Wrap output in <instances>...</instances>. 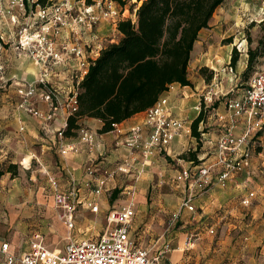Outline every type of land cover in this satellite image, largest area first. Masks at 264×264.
<instances>
[{
  "label": "built area",
  "instance_id": "obj_1",
  "mask_svg": "<svg viewBox=\"0 0 264 264\" xmlns=\"http://www.w3.org/2000/svg\"><path fill=\"white\" fill-rule=\"evenodd\" d=\"M35 1L0 0V49L3 44L10 45L18 55L26 56L38 67L35 79L16 83L17 106L37 117L45 130L59 108L63 112V121L55 132L62 140L65 138L67 116L77 110L78 84L86 74L90 61L95 58L92 52L96 47L92 43L100 45L97 22L104 20L116 24L128 15L123 8L125 5L121 6L117 0H91V4H86L85 0H75L73 4L54 0L45 7ZM7 29L11 34L5 33ZM85 35L89 38L86 39ZM69 61L75 62L70 74L72 83L61 103L53 88V77L57 76L56 67L67 66ZM232 70L229 65L228 72ZM6 83L5 65L0 62V87ZM215 93L211 89L203 95L196 107L198 112L211 107ZM38 100L47 105V110L36 107ZM224 105L225 113L217 117L222 122V129L214 143L211 160L198 158L199 162L190 161L179 171L178 178L183 180L184 193L178 209L169 218L171 224L180 218L184 209L195 212L196 200L209 194L214 181L225 186L238 173L246 172L248 177L253 175V150L264 148V67L253 73L239 96L226 99ZM145 125L149 130L145 138L135 134L125 142L130 155L135 150L141 152L142 165L153 149L165 150L174 138L186 131L185 120L172 114L168 100L163 96L146 110ZM78 133L80 143L93 146L95 137L91 131L81 128ZM77 151L76 143L59 146L62 155ZM131 161L124 159L118 166L119 171L129 172ZM86 171L94 179L95 193L101 192L106 179L112 175L107 171L97 173L98 169L92 164L86 167ZM48 180L55 190L58 216L68 228H72L76 209L74 181H71V190L64 192L58 188L55 177L50 176ZM125 193L134 194V191L127 188ZM256 196L254 188L246 189L240 198L241 205L250 206ZM97 209L96 203L91 206L92 211ZM134 215L132 202L110 208L107 225L101 234L95 238L69 240L61 253L49 250L39 234H34L30 248L20 254L6 252L8 244L5 242L1 245L4 264H173L166 257L169 243L151 252L130 238ZM210 232L213 233V230L210 229ZM192 241V235L188 236L187 247Z\"/></svg>",
  "mask_w": 264,
  "mask_h": 264
},
{
  "label": "crops",
  "instance_id": "obj_2",
  "mask_svg": "<svg viewBox=\"0 0 264 264\" xmlns=\"http://www.w3.org/2000/svg\"><path fill=\"white\" fill-rule=\"evenodd\" d=\"M250 1L252 2V0ZM225 2L227 4L238 2V6L240 7L241 11L246 9L249 4V1L247 0H225ZM223 6L220 5L216 8L209 21V26L199 31L198 39L195 41L193 49L191 51L188 70L190 66L192 68L196 67L197 69H200L202 67L205 68V66L208 65V62L206 61H208L209 57L212 56L211 45H208L209 48L204 47V49L202 50L200 45L203 44L208 31L212 30L211 27L216 25L219 21L217 14L222 11ZM260 13L262 14L260 18H242L239 16H235L234 18L232 17L230 25H232L234 22L235 28H230L231 32L227 36H233L236 31L240 33L239 29L240 27H243L250 31L252 37L254 35L253 40H255L256 42L260 36V34L258 35L259 22L264 18V4L263 7L260 8ZM250 24L253 25L249 28ZM10 32L11 31H9V29L5 31L6 34H11ZM97 34L99 36L98 41L100 45L96 42L92 43V46L94 48L96 47V50L94 49L92 52L93 57H96L99 54L101 48L113 41L117 42L121 37V34L116 28V24L110 25V23L104 20H101L99 25H97ZM112 35H114L116 39L109 40L108 38ZM85 38L87 39L89 38V36L85 35ZM241 44H243V41L241 42ZM231 50L232 45L227 50V55L226 58L224 57V60H229ZM240 56H243V58H240L239 63L240 65H242V67H245L247 63V54H240ZM0 62L4 63L5 65V76L7 79L6 85L4 87H0V161L4 162L3 159L8 157L6 156L8 154L9 156H14L17 158V162L11 160V163H18L16 175H11L9 171H6L0 177V264L5 263V256L1 252V245L3 243L6 242L8 244L6 252L20 254L30 248V242L34 234H39L43 238V241L47 248L52 252L61 253L63 251L65 245H63L62 247H58V245H55V243H53V246L51 247L47 244L43 234L41 233L45 232L48 229L49 231H52L53 228H55V225H57V222H55V220L52 227H43L41 225L39 226L38 223L33 222L26 224L25 222L18 220L19 216L21 217L25 213H32L35 209H44V215L48 214L50 209L56 216H58V212L55 208L54 202L55 190L48 180V177L50 176L57 179L58 188L64 192L71 190V181H74L76 187L75 190H73L76 198L75 212L79 211V208H88L91 210V206L95 203L98 205V209L97 211H91L94 213L98 212L100 205L102 207L105 206V198L103 196H99V194H106L105 191L107 192L109 190V183L115 181H132L133 177L136 176L138 170H140V173L135 180L136 182H139L138 190L136 193L137 201H142L143 194H145L144 190L146 188L150 187L154 190L155 188L160 187V185H162L163 183L165 185H170V183L172 182L176 187L180 189L182 194L178 202L179 206L184 193L182 191L183 180L178 178L179 170H177L176 173L172 176L166 174L164 171L156 172L158 171L156 167V160L158 159L161 152H165L168 155H170L172 151L175 152L177 148L181 147V140L183 138H190L191 136L189 125L192 119L198 113L196 107L200 102V98L195 97V95H197V93H194V89L196 88V86L194 84L193 78L189 77V74L188 78L191 82V85L183 86L179 83H172L168 87V89L161 94V96L167 98L168 106L172 114L185 120L186 131L183 132L180 136L174 138L165 150L153 149L151 154L147 156L145 163L142 165L143 156L141 152L139 150H135L133 154L130 155L129 149L125 146V142L135 134H140L144 138L147 135L149 130L145 125L146 110L128 117L127 119L118 123L114 130L104 133L98 132L99 128L102 125V122L99 119H81L79 122L83 125L82 128H85L94 134L95 142L93 146L80 143L79 133L76 136L65 137L64 139L60 140L59 138H57L55 131L62 124V113L57 112L54 115L55 118L49 122L48 128L45 130L37 117L31 115L25 110L20 109L17 106L18 96L15 93L16 83L29 82L35 79L38 76V67L29 58L22 54L18 55L13 47L6 44H3L2 48L0 49ZM216 74L217 71H215V75ZM196 80L197 82L200 81V79ZM36 107L43 110H46L48 108L44 102L39 100L36 102ZM212 109L216 111L215 114L218 116L222 114V112H225V105H223V111H218L219 113H217V107H213ZM191 111H194V115L189 119L187 118V116ZM216 123L218 127H222V122L219 121L218 118H216ZM219 131L221 130L219 129ZM216 139L217 136L215 137V140H208V142L210 144H214ZM213 140L214 142H212ZM69 143L78 144V151L67 152L64 155L60 154L59 146H65ZM112 144L115 145V151H112L110 155H106V152L110 151V148L112 149ZM55 151H57L59 155L64 158L65 162H63L61 159H58L59 164L57 163V160L53 156V152ZM176 154H179V152H177ZM27 157L28 161L24 162V159ZM124 159H128L129 161L133 159V161L130 162V173L128 174L121 172L118 169V166L122 164V161ZM32 161L36 163L35 166H32ZM6 162H8L7 164H9L10 161H5V164ZM109 162H113L114 165L113 169H109L110 172H112V176H109L106 179L105 185L101 192L95 193L93 182L94 179L87 173L86 167L92 164L99 169H104V165H107ZM189 162L190 161H187V165H189ZM59 165L62 172L58 171ZM187 165H183L182 167H186ZM261 166L264 167V163H262ZM61 173H64L65 177H63ZM239 175H241L240 178H238ZM253 175H251V177H248L246 172H242L237 174L229 182H233L235 187L238 189H246V187L247 189L253 188L249 187V185L253 183ZM170 178L172 179L170 180ZM44 194H49L48 198H50L51 205L49 204L45 206L46 199L44 197ZM242 195L243 194H240V198ZM204 198H206L205 201L200 198L195 202L196 211L198 210V212H200L199 218L203 216L206 209L210 210L214 206H216V196H214L213 194H207ZM97 199L99 202L96 201ZM30 203H32V206L30 205ZM239 205L245 207L241 205V203ZM112 207H106L105 227L107 225L108 211ZM184 212L188 214V217L190 214H194V212L191 213L185 209L183 210V213ZM192 217L193 221H195V217ZM57 220L59 223H62L64 225V228L68 232L70 231L71 228H68L59 217ZM180 220L182 221V215ZM214 226V224L208 225L207 230L209 233H211L210 229H212L214 233ZM250 228L252 229L253 227H248L247 229ZM148 229V226L141 227L140 232L142 234L146 233L149 231ZM133 232L134 228L132 229L131 227L129 233L130 238L133 239L136 244L144 246L140 242V236L137 237L136 233ZM139 234L140 233L138 232V235ZM192 234V232L185 234L183 241L185 246L183 249H181V252L180 250L173 251L171 253V256V251L166 252V257L171 260L173 264H178L177 262H179V260L181 259L182 252L185 249L189 250L194 248V242L190 247H187L186 245L188 236ZM66 238L68 239V241L72 240L70 238V235L66 236ZM169 241L170 240L164 239L162 244L169 243ZM154 251L155 250H151V252ZM247 263H251V261H247ZM255 263L264 264V247L263 251H261L260 255L257 257Z\"/></svg>",
  "mask_w": 264,
  "mask_h": 264
},
{
  "label": "rangeland",
  "instance_id": "obj_3",
  "mask_svg": "<svg viewBox=\"0 0 264 264\" xmlns=\"http://www.w3.org/2000/svg\"><path fill=\"white\" fill-rule=\"evenodd\" d=\"M56 1H69L73 4L75 0ZM141 1L142 0H125L126 3L123 8L126 11V15L130 16L133 20L136 19L135 11ZM247 1H249V4L247 8L242 11L238 6V2L227 4L224 1L221 4L224 6L222 11L217 14L219 21L216 25L211 27L212 30L208 31L203 44L200 45L201 50L204 49V47L209 48L208 45H211L212 48V56L206 61L208 62V65L205 66L206 70L202 73L200 69L196 67L192 68L191 66L188 70L189 77L193 78L196 86L194 93H197V95H195V97L202 100L203 95L211 89L216 92L213 95L211 107L206 110L201 109L205 116L203 121L199 124V130L204 134L201 135V139L199 140L192 135L190 138H183L181 140V147L175 150V152H179V154L173 151L170 155L161 152L156 160L157 163L155 162L158 169L156 172L164 171L166 174L172 176L177 170L180 171L183 165H187V161H189V157L192 154L198 155V158L202 157V161L211 160L214 144H210L208 140H215V137H218L221 132L219 129H222V127L216 125V118L218 116L215 114L216 111L212 108L217 107V113H219L218 111H223L225 100L230 97L239 96L246 88L253 73L264 67L263 55L254 64L252 71L248 75H244L246 66L242 67V65H240V58H243L240 54H247L248 47H255L257 41L255 42V40H253L254 35L252 37L250 31L243 27H240V33L236 31L233 36H227L231 32L230 28H235L234 22L230 25L232 17L260 18V16H262L260 8L263 7L264 0ZM121 10L123 11V9ZM99 23L100 21H98L96 25H99ZM110 25H112V23H110ZM250 27L251 26H249V28ZM258 28L259 35L261 34V30L260 27ZM108 39L113 40L116 39V37L112 35ZM229 40H231V42H229ZM242 41L243 44H241ZM231 45L239 55L235 68H233L232 72H228L230 58L227 61V59L224 60V57L226 58L227 50ZM73 66H75V62L69 61L67 66L59 65L55 69L57 76L53 77L55 83L53 88L58 95V101L61 103L64 102L67 92L71 88L70 83H72V81L70 74ZM215 71H217L216 75ZM210 73L212 77L207 80L206 77L209 76ZM196 79H200V81L197 82ZM57 110L56 113L60 112L63 114L59 108ZM198 114L199 112L197 115ZM193 115L194 111H191L187 118L190 119ZM214 140L212 142H214ZM114 144H112L113 150L110 148V151L106 152V155H110L112 151H115ZM253 151L252 166L254 175L253 183L249 185V187H253L256 190L257 196L248 207L239 205L240 194H243L247 187L246 189H238L233 182H228L225 186H220L214 181L209 194H213L217 197V201L215 202L216 206L210 210L206 209L201 218H199L200 212H198V210L195 211L194 214H190L189 217L186 212L183 213L182 211L180 213L182 215V221L180 220V215V218L174 224H171L169 218L171 214L178 209V202L182 195L180 189L172 182L170 185H165L163 183L154 190L148 187L144 190L145 194H143L142 201H137L136 193L139 182L135 180L137 179L136 176L138 177L140 173V170H138L132 181H115L109 183V190L107 192L105 191L106 194H99V196L105 198V206L102 207L100 205L98 212L94 213L88 208H79V211L75 212L73 226L69 232L64 228L62 223L58 222L57 219L59 216H56L50 209L49 213L46 215H44V209H35L32 213H25L21 217L19 216L18 220L26 224L30 222L38 223L39 226L41 225L43 227H52L55 220L57 225H55L52 231H49L47 228L48 230L41 233L49 246L52 247L53 243H55L58 247H62L68 241L66 238L68 235H70L72 240L95 238L102 233L105 227L106 207H119L128 202H132L136 215H134L135 217H133L131 221V227L132 229L134 228L133 233H136L137 237L140 236V242L144 245L143 247L150 250H158L163 247L162 242L164 239L170 240L168 251H171V256L173 251L180 250L181 252V249L185 246L183 242L185 234L192 232V242L195 244L194 248L189 250L185 249L182 252L181 259L177 262L178 264H256L257 257L260 255L261 251H263L264 247V167L261 166V164L264 163V148L261 149L256 147ZM6 156L9 158L6 157L3 159L4 162L10 161L9 163H11V160L17 162L16 157L9 156L8 154ZM53 156L58 164V159L65 162L64 158H62L57 151L53 152ZM27 161L28 157L24 159V162ZM7 163L8 162H6V164ZM16 164L18 169V163ZM35 165L36 163L32 161V166ZM104 167V169L96 167L98 169L97 173H102L103 171L109 173V169L114 168L113 162H109L107 165H104ZM58 171L62 172L60 165ZM128 173L130 172H127V174ZM61 175L65 177L64 173H61ZM240 176L241 175H239L238 178H240ZM171 179L172 178H170V180ZM127 188L133 189L134 194H126ZM113 190H116V197L111 199ZM48 195L49 194H44L46 199L45 206L51 205ZM204 197H202L203 201L206 199ZM96 201H98V199ZM30 205L32 206V203H30ZM192 216L195 217V221H193ZM209 224L215 225L214 233L208 232L207 228ZM145 226L149 227V231L142 234L140 232L141 227ZM248 227L253 228L247 229ZM138 232L140 233L139 235ZM247 261H251V263H247Z\"/></svg>",
  "mask_w": 264,
  "mask_h": 264
},
{
  "label": "trees",
  "instance_id": "obj_4",
  "mask_svg": "<svg viewBox=\"0 0 264 264\" xmlns=\"http://www.w3.org/2000/svg\"><path fill=\"white\" fill-rule=\"evenodd\" d=\"M54 0H36L45 7ZM121 6L125 0H117ZM225 0H142L130 16L119 19L116 28L121 34L117 42L101 48L90 61L88 70L78 84L77 110L67 116L64 136H76L83 118L102 122L99 133L109 132L114 125L152 107L172 83L191 85L188 63L198 33ZM91 4V0H85ZM253 24H250L252 26ZM261 34L255 47L247 49L248 75L264 55V18L259 22ZM231 42V40H229ZM238 52L232 48L229 65L235 68ZM206 68H200L203 73ZM212 77L210 73L207 80ZM200 111L190 123V134L201 139L199 124L204 119ZM186 157V156H185ZM197 157V158H196ZM189 161L199 162L192 154ZM9 171L17 174V165L0 161V177ZM116 197L112 191L111 199Z\"/></svg>",
  "mask_w": 264,
  "mask_h": 264
}]
</instances>
